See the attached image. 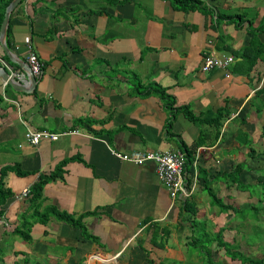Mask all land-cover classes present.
Masks as SVG:
<instances>
[{
	"label": "crops",
	"instance_id": "crops-1",
	"mask_svg": "<svg viewBox=\"0 0 264 264\" xmlns=\"http://www.w3.org/2000/svg\"><path fill=\"white\" fill-rule=\"evenodd\" d=\"M201 2L209 12L178 9L169 0H23L13 9L8 48L26 62L29 38L44 67L32 92L15 91L0 77V168L14 164L29 172L21 176L9 171L4 178L13 195L0 205V264H146L148 258L154 264L162 259L203 263L191 250L196 230L188 212L181 200L169 197L155 163L136 164L115 154L180 151V141L190 146L204 133L208 143L198 146L190 167L196 178L190 200L197 209L195 218L204 219L209 227L215 222L212 231L231 219L232 214L212 206L201 190L205 179L231 171L234 159L247 160L244 131L251 141L264 145V138L253 135L256 130L261 134L264 123V104L256 101L262 103L264 95L254 96L258 85H264V62L258 59L245 74L237 68L242 58L233 52L249 44L264 47V33L248 31L263 14L249 16L243 11L255 7L259 12L264 0L262 6L258 0ZM236 16L242 26L229 21ZM207 53L233 54L231 75L222 69L201 71ZM0 57L22 71L20 81L31 86L1 45ZM151 88L165 89L173 107L187 105L195 115L226 106L230 116L223 118L216 136V128L177 112L170 134V111L160 96L141 94ZM81 118L86 120L78 122ZM27 127L79 133L32 145L24 138ZM263 152L256 149V155ZM71 156L83 160L67 162L61 177L45 183L40 209L54 205L74 215L96 211L84 218L94 239H84L79 229L53 217L46 223L34 221L30 195H22L41 173ZM244 175L242 171L239 178ZM213 185L231 201L227 203L234 204L231 190L247 192L223 181ZM22 222H30L29 240L16 233ZM155 224L159 233L168 229L162 247L150 242Z\"/></svg>",
	"mask_w": 264,
	"mask_h": 264
},
{
	"label": "trees",
	"instance_id": "trees-1",
	"mask_svg": "<svg viewBox=\"0 0 264 264\" xmlns=\"http://www.w3.org/2000/svg\"><path fill=\"white\" fill-rule=\"evenodd\" d=\"M173 3V5L178 9H201L202 11L209 12V9H207V5L201 0H169ZM9 1H3L0 7V23L3 18V13L5 6L8 4ZM240 18L243 19V16L238 14ZM255 16V15H254ZM221 16L218 15V18ZM236 22L237 26H242L241 21L237 20L236 17H229V21ZM9 31V26L7 29V35ZM248 31L252 34H260L264 33V13L262 17L259 19V22L257 26L252 27L250 26V29ZM234 54L241 59V61H237V68L245 73L249 74L255 63L258 59L262 60L264 62V47L262 46H253L252 44H249L245 47H243L240 50L233 51ZM65 64V63H63ZM241 65V68H240ZM44 67V63L42 68ZM152 92L158 94L165 106V108L170 111L169 115H171V118L167 121V130L171 133V124L172 119L176 115L177 112L183 113L188 119H190L193 122H200V123H207L211 125L212 127L216 128V136L220 135V127L222 125V120L224 117L230 116V111L227 109V107H223L220 109H217L216 111L208 110L200 115H195L187 105H182L178 107H173L174 100L169 99L165 94V89L160 88H151L147 89L146 91H143L141 94L147 95L151 94ZM264 95V85L258 88L255 91L254 96H260ZM264 104V101L262 102V105ZM85 118H81L78 120V122L85 121ZM264 128V123L262 124ZM242 132V131H241ZM244 138L242 140V144L246 145L248 147V160H245L243 162L237 163L236 167L232 169L231 171L227 173H217L213 175L212 179H205L202 189H205L210 197L211 205L217 206L221 212H226L228 214H232L231 217L240 214L242 215L241 218H244L243 221H245L247 217L258 220L260 218H264V200L259 197L264 195V165L261 164V160H264V152L260 155H256V147L252 142H250L249 134L244 131ZM261 137L264 138L263 132H261ZM208 141H206L205 134L202 133L200 138L196 140L194 143H192L190 146L186 145L183 141H180V151L184 155V162H183V175L186 182V185H189L192 183L194 177L193 173L191 172L190 167L195 162V152L198 146L207 144ZM259 144V143H256ZM260 145V144H259ZM71 160H83L81 156H71V157H65L62 160H60L54 168L49 173H41L37 180L31 185L29 188V202H30V210H32V217L34 221H39L41 223H46L51 217L63 221L70 226H73L80 230L81 236L84 239H94V237L88 232L87 227L84 222V218L88 216H92L96 214V211H86L83 213H80L78 215H74L71 213H68L65 210H60L54 205H49L45 209L41 210V200H42V190L45 185L50 180L56 179L61 177L63 168L67 164V162ZM252 162H251V161ZM248 161H250L248 163ZM248 169L250 172H256L258 175L255 177V180L257 183H245L240 178V173L244 170ZM13 171L18 175L24 176L28 174V171L20 169L18 165H4L0 168V205H2L7 198L11 197L13 193L11 190L6 186V182L4 180L5 175L7 172ZM198 179V178H197ZM215 181H223L227 184L228 187L233 186L238 190L241 191H249L250 189V195H257L259 198L257 199L258 204L260 205H251L249 208L243 207L238 208L232 203L225 202L217 192L213 189L211 186V183ZM194 192V191H193ZM193 194V193H192ZM192 194L189 195L185 200H181L182 208L186 209L188 212V220L190 222V225L193 227L196 224L195 221V215L197 214L196 206L191 204V197ZM192 207V208H190ZM247 208V209H245ZM22 218H26V214L22 215ZM232 219H229L226 222V225L219 227L216 231H213V233L208 232L205 229L204 222H202V230L200 235L194 233V235L191 237L190 240V246L192 249L197 250V253L200 255H203V263L202 264H219V262L216 261V259L213 256V251L219 252L222 250L224 256L227 259H230L232 261H238L240 264H264V255L262 257H253L251 255H246L242 250H240L239 245H237L235 242L226 239L225 233L230 230L231 232V222ZM242 221V222H243ZM29 223L25 224L22 222V226H20L18 229H16V233H19L23 238L26 240L30 239L29 234ZM152 226V224H151ZM24 227V229L22 228ZM153 227H157L155 224ZM152 228V227H151ZM157 230L159 228L157 227ZM161 230V229H160ZM159 232V231H158ZM168 232V229L164 227V234ZM160 233L157 234L154 231L152 232V235L150 237V242L153 243L155 246L162 247L163 243H161V238L164 237V234ZM160 235V240H159ZM138 244L140 248L143 251H146V249L141 245L142 240L138 239ZM216 246L214 249H212L211 246ZM148 254V253H147ZM192 254V253H191ZM147 263L154 264L152 259H147ZM157 264H164V263H157Z\"/></svg>",
	"mask_w": 264,
	"mask_h": 264
},
{
	"label": "built area",
	"instance_id": "built-area-1",
	"mask_svg": "<svg viewBox=\"0 0 264 264\" xmlns=\"http://www.w3.org/2000/svg\"><path fill=\"white\" fill-rule=\"evenodd\" d=\"M25 43L27 45L26 62L28 63L32 74L37 78L42 74L43 62L39 58L38 54L30 45V39L26 38ZM0 63L7 67L9 74L16 80H23L24 74L20 70H14L9 63L0 57ZM234 63V55L227 53L222 56L214 55L213 53H207L203 56L201 71L209 72L213 69H222L225 71V75L229 77L230 67ZM264 71L261 79H264ZM6 84V83H5ZM262 85H258L260 88ZM255 89V90H256ZM15 103H17L15 101ZM79 133V130H62V131H50L42 129H32L27 127L24 132V138L32 145L38 144L41 140H57L59 137L70 134ZM117 157L123 161H131L136 164L143 163L145 161H153L155 163V171L158 179L166 187L169 197L173 200H185L196 188V178L194 177L191 184L186 185L183 175V162L184 155L181 151H131L126 153L115 152ZM198 155H195V158ZM29 193L27 188L23 189L22 195L26 196Z\"/></svg>",
	"mask_w": 264,
	"mask_h": 264
},
{
	"label": "rangeland",
	"instance_id": "rangeland-1",
	"mask_svg": "<svg viewBox=\"0 0 264 264\" xmlns=\"http://www.w3.org/2000/svg\"><path fill=\"white\" fill-rule=\"evenodd\" d=\"M258 1H259L258 2L259 5L262 6V0H258ZM261 8L262 9H260L259 12H258L257 8H255V7H245L243 9V11L247 12V14L249 16H251L252 14L255 15V16L257 14H259V16L261 17V15L263 14L262 12L264 11V9H263L264 6L261 7ZM256 101L260 102V105H262L261 101H258V100H256ZM262 107H264V106H262ZM261 132H263V135H264L263 126H261ZM253 135L256 136V137L259 135L261 137V134H260L259 130H256L255 132H253ZM250 142H254V146L256 147V149L258 151L261 150V152H262L264 150V145L256 144L255 141H251V140H250ZM244 157L247 160L249 158V157L246 158L247 157L246 154H245ZM234 160H235L236 163L233 162V164H234L233 168L237 165V163H239L238 159H234ZM261 164L264 165V160H261ZM243 172L245 174L244 177H241V180L243 182H245V183H257L256 180H255V177L258 175V173L249 172L248 169H244ZM213 189L215 190V192H217L218 194L221 195L222 199L225 202H231V201L227 200L225 195H223L221 192H219V190H218V188L216 186L213 185ZM234 190H231L230 192L231 193L232 192L235 193L236 197L233 200V203L238 208H243V207L249 208L251 205H258L259 206L260 203L258 204V201H257V199L259 197L264 200V195L260 196L261 193L259 194V197L257 195H250L249 191L251 189L248 192H246V193L238 192V191H234ZM201 194L206 199L209 200L210 197H209V195H208V193H207V191L205 189L201 190ZM247 208H245V209H247ZM241 216L242 215L237 213V215L231 217L232 220L230 222V225L232 227V229H231L232 231L225 233L224 236H226V234H227L226 238L228 240H231V241L235 242L237 245H239L240 250H242L246 255H251L253 257H258V258L262 257L264 255V218H260L258 220L257 219L253 220V219L247 217V218H245L246 220L243 221L244 218H241ZM195 221H196V224H195L194 227H195V230H196V234H198V235H200L201 232H203V230L201 229L202 228V226H201L202 222H204L205 229L208 232H210V233H213V231L211 230L212 227L213 228L217 227L215 222H211L212 227L207 226V224L209 225V223H207L204 219H201V218H198V217L195 218ZM220 224H226V223L223 222V220H222L220 222ZM157 227L159 228V230H157ZM157 227H155L156 228L155 232L157 234H160L159 233V232H161L160 231V227L158 225H157ZM165 236H166V233L164 234V237L161 238L162 241L164 240ZM159 240H160V235H159ZM211 247H212V249H214L216 246L214 245V246H211ZM191 250L193 252H197V250H194L192 248H191ZM196 254L199 257L200 256L203 257V255H200L198 253H196ZM191 256H192V254H189V256H188V254H186V259L188 260ZM213 256H214L215 259H217L219 264H240L238 261H232V260L227 259V258H226V260H224V258H223L224 254H223L222 250H220L219 252H215V253L213 251ZM194 258L195 257L193 256L191 259H194ZM162 260H163V261H161L162 263L166 262L164 259H162ZM198 262H199V260L197 261V263ZM166 263L167 264H176V263H173L171 261H167ZM146 264H149V263H146ZM186 264H195V263L187 261Z\"/></svg>",
	"mask_w": 264,
	"mask_h": 264
},
{
	"label": "water",
	"instance_id": "water-1",
	"mask_svg": "<svg viewBox=\"0 0 264 264\" xmlns=\"http://www.w3.org/2000/svg\"><path fill=\"white\" fill-rule=\"evenodd\" d=\"M23 0H11L5 7L3 19L0 24V45L2 46L5 54L11 62L18 64L25 72L27 78L29 77L30 87L24 85L21 81L14 79L10 76L9 71L6 67L0 66V77L3 81L10 85L15 91L32 92V89L37 83V78L32 74L30 67L27 62L22 61L16 57V55L8 48L6 44L7 27L9 23L10 13L19 5Z\"/></svg>",
	"mask_w": 264,
	"mask_h": 264
}]
</instances>
